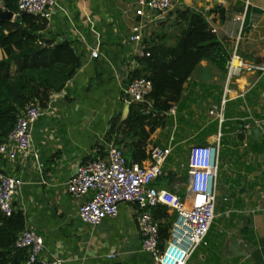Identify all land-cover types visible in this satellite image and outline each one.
Segmentation results:
<instances>
[{"label": "crops", "instance_id": "crops-1", "mask_svg": "<svg viewBox=\"0 0 264 264\" xmlns=\"http://www.w3.org/2000/svg\"><path fill=\"white\" fill-rule=\"evenodd\" d=\"M172 1L169 19L185 10L207 15L229 59L235 46L229 35L241 36L239 56L244 67L233 79L209 61H202L193 72L173 107L175 113L167 115L168 124L157 128L149 140L148 149L172 150L164 176L153 186L184 197L191 147L213 144L219 134L222 146L227 137L237 152L226 161L220 148L217 217L188 264L193 259V264H264V0ZM217 8L222 12L213 11ZM161 18L148 23L144 42L152 36L148 30L164 22ZM142 22L136 0H56L41 32L46 40L70 42L83 65L32 126L39 164L33 159L26 166L20 159L13 163L1 159L0 170L24 182L13 206L44 239L43 259H61L63 264H155L142 250L135 203L120 204L116 218L93 227L78 215L79 206L92 194L76 199L68 191L77 168L106 149L111 119L125 120L130 112L124 90L132 72L141 67L127 40ZM95 50L97 56L92 55ZM221 110L225 134L208 130L201 121L202 114ZM247 125L252 126L250 132ZM256 128L259 135L254 138ZM149 164L148 159L141 163Z\"/></svg>", "mask_w": 264, "mask_h": 264}, {"label": "built area", "instance_id": "built-area-1", "mask_svg": "<svg viewBox=\"0 0 264 264\" xmlns=\"http://www.w3.org/2000/svg\"><path fill=\"white\" fill-rule=\"evenodd\" d=\"M55 8L56 0H18L20 13L47 21ZM172 9V0H136V14L145 20L132 29L127 40L134 46L136 57L150 56L143 39L148 23L167 15ZM212 29L217 33L216 29ZM229 36L234 39L235 46L227 61L226 71L228 79H233L244 67V61L239 56L241 36L234 33ZM92 55L97 56L98 50ZM152 91V81L143 77L132 80L124 90V95L131 105L147 102ZM58 95L51 97L46 109H42L38 102L27 105L25 114L18 119L13 131L0 145V160L13 163L20 159L26 166L33 159L39 164V155L32 145V126ZM169 113H175V109L172 108ZM210 115L216 116L220 125L225 122L223 110L218 114L211 111ZM246 128L250 132L252 126L247 125ZM220 148V134L213 144L191 147L187 163L189 182L184 197L153 186L165 174L164 166L172 155L171 148L153 146L148 149V166L136 163L128 165L123 148L114 142L108 143L101 155L89 157L78 167L77 174L68 182V191L76 199L92 194L90 199L79 206L78 215L84 224L93 227L99 226L105 219L116 218L120 204L135 203L138 207L137 225L143 252L148 253L155 264H188L196 249L203 244L217 217ZM23 185L22 178L9 176L0 170V212L4 216L13 215L14 197ZM159 206L167 207L168 211L176 215L164 247H161L159 225L153 214ZM16 247L27 250L28 264H63L61 259L51 262L42 258L44 239L32 226H25L19 234ZM110 257L113 258L114 254Z\"/></svg>", "mask_w": 264, "mask_h": 264}, {"label": "trees", "instance_id": "trees-1", "mask_svg": "<svg viewBox=\"0 0 264 264\" xmlns=\"http://www.w3.org/2000/svg\"><path fill=\"white\" fill-rule=\"evenodd\" d=\"M0 8L15 16L11 21L0 19L1 145L25 114L27 105L38 102L46 109L51 97L65 89L83 61L70 42L44 39L41 32L46 29L47 20L20 13L18 0H0ZM213 11L222 12L221 8ZM174 25L180 33L173 44L166 43L168 37L162 32L145 40L150 56L136 57L141 68L132 72L130 81L143 77L152 81L153 91L147 102L131 104L125 120L118 116L109 123L105 139L123 147L128 165L148 159L151 136L168 124V113L180 102L185 83L202 61L226 70L229 54L213 32L207 15L185 10L176 17ZM153 214L164 247L176 215L165 206H159ZM25 226L22 211L15 210L10 217L0 212V264H28L27 250L16 247Z\"/></svg>", "mask_w": 264, "mask_h": 264}, {"label": "rangeland", "instance_id": "rangeland-1", "mask_svg": "<svg viewBox=\"0 0 264 264\" xmlns=\"http://www.w3.org/2000/svg\"><path fill=\"white\" fill-rule=\"evenodd\" d=\"M172 12H169L167 15L164 16L163 20L164 22L163 23H159L155 26L154 30H148V34L151 32L152 33V36H156L158 34H161V31H165V34L166 36L168 37V39L166 40V43L167 44H173L176 40V37L179 35V29L178 27H176L174 25V20L175 19H172L169 17H171ZM169 23V25H168ZM153 38V37H152ZM174 121H175V118H174ZM201 121H205V123L208 125V130H214L215 132L219 133H226V125L223 127L222 125L219 124L218 122V119H216V116H211L210 114H202V117H201ZM196 130L198 129L199 125H198V122L196 121ZM223 127V128H222ZM228 138H224L223 139V145L221 146V158L228 161L229 158H231V155L233 153H236L237 151H232V147H234L233 143H229L228 141ZM198 139H194V143H198ZM174 159V155L172 156ZM170 159V158H169ZM169 161V160H168ZM174 166H175V161H174ZM220 174H222V167H220ZM227 174V172H226ZM195 261V259H193L191 261V264H193V262Z\"/></svg>", "mask_w": 264, "mask_h": 264}, {"label": "water", "instance_id": "water-1", "mask_svg": "<svg viewBox=\"0 0 264 264\" xmlns=\"http://www.w3.org/2000/svg\"><path fill=\"white\" fill-rule=\"evenodd\" d=\"M15 18L14 14L6 9L0 8V19L11 21ZM259 135V129L256 128L252 131V136L256 138ZM78 171V168H77ZM77 173V172H76Z\"/></svg>", "mask_w": 264, "mask_h": 264}]
</instances>
